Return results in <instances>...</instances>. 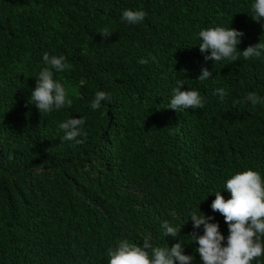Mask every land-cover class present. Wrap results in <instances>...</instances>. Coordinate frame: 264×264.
I'll return each mask as SVG.
<instances>
[{
  "label": "trees",
  "instance_id": "16d2710c",
  "mask_svg": "<svg viewBox=\"0 0 264 264\" xmlns=\"http://www.w3.org/2000/svg\"><path fill=\"white\" fill-rule=\"evenodd\" d=\"M253 3L0 0V264H108V248L125 238L169 248L183 241L192 264H202L190 236L204 228H193V210L213 217L227 244L214 193L229 199L226 181L248 169L264 180V104L244 99L264 97V54L206 61L211 50L201 53L198 34L242 31L238 52L260 43L264 21L251 17ZM126 9L146 16L128 24ZM45 52L71 65L54 72L71 105L42 116L29 98ZM205 67L212 76L201 82ZM178 79L204 97L203 109L167 108ZM97 91L110 99L93 111ZM72 117L85 120L82 143L61 141L58 125ZM164 221L178 236L163 234Z\"/></svg>",
  "mask_w": 264,
  "mask_h": 264
},
{
  "label": "clouds",
  "instance_id": "9594fccd",
  "mask_svg": "<svg viewBox=\"0 0 264 264\" xmlns=\"http://www.w3.org/2000/svg\"><path fill=\"white\" fill-rule=\"evenodd\" d=\"M251 17L255 21H264V0H254L251 6ZM146 13L143 10L126 9L122 12L121 19L128 24H138L144 20ZM264 27V25H262ZM104 36L112 32L105 28L100 31ZM201 43L199 49L205 55V60L215 63L226 60L230 63L243 59L260 58L264 54V40L260 43L248 46L245 50L238 52V44L243 36L242 31L230 27H210L199 32ZM154 61L155 57H151ZM45 67L36 76V86L31 90L29 103L34 104L42 116L71 105L67 98L64 85L54 79V72L60 73L70 69L71 65L66 62L64 56H50L47 52L43 55ZM141 64L148 63V59H141ZM212 76V72L203 68L198 79L203 82ZM173 95L167 108L174 109L178 113L183 109H203L205 99L197 90L185 89L184 80L178 79ZM183 89V90H182ZM213 95H218L223 102L227 92L224 88H217ZM110 97L104 91H97L91 109L93 111L101 107V103ZM255 108L264 104V97L255 92H250L244 98ZM85 123L83 117H72L61 122L58 127L63 131L61 141H73L82 143L77 139L81 135L82 125ZM224 190L231 196L225 199L221 191H216L215 199L211 204L213 212H219L228 225L229 235L227 244L223 241L225 236L221 233L219 224L212 222L213 217L198 214L191 211L189 218L193 222V228L199 229L203 225V235L194 232L190 237L198 243L196 251L200 255L202 264H251V262L264 256V180L261 174L253 169L237 172L225 183ZM161 231L167 237L178 236L180 229L164 221ZM183 241L174 244L171 248L154 247L149 239H144L143 244L138 245L128 239L119 241L115 248H108V264H192L193 256L186 255L182 247Z\"/></svg>",
  "mask_w": 264,
  "mask_h": 264
}]
</instances>
